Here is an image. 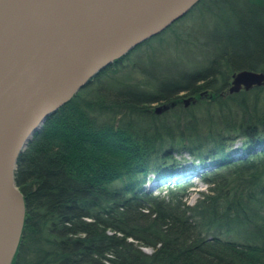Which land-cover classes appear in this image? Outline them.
I'll return each mask as SVG.
<instances>
[{"label":"trees","instance_id":"trees-1","mask_svg":"<svg viewBox=\"0 0 264 264\" xmlns=\"http://www.w3.org/2000/svg\"><path fill=\"white\" fill-rule=\"evenodd\" d=\"M243 71L264 73V0H200L98 74L19 156L12 264H264V86L230 94Z\"/></svg>","mask_w":264,"mask_h":264},{"label":"water","instance_id":"water-1","mask_svg":"<svg viewBox=\"0 0 264 264\" xmlns=\"http://www.w3.org/2000/svg\"><path fill=\"white\" fill-rule=\"evenodd\" d=\"M199 2L0 0V264H12L22 237L26 203L15 172L35 134L98 74ZM263 86L264 73L243 71L229 92Z\"/></svg>","mask_w":264,"mask_h":264},{"label":"rangeland","instance_id":"rangeland-1","mask_svg":"<svg viewBox=\"0 0 264 264\" xmlns=\"http://www.w3.org/2000/svg\"><path fill=\"white\" fill-rule=\"evenodd\" d=\"M144 49H146V48H144ZM158 51H159L158 54H160L162 52L161 49L157 48V50H156L155 53H157ZM170 51H171V49H168L167 53L170 52ZM172 53L173 52L171 51V53L169 55H172ZM158 54H156L154 56V58H158V56H157ZM160 106H162V104L161 105H155L153 108H157V107H160ZM230 141L232 142L234 148H240L241 145L243 144L242 143L243 141L236 139V137H235V139H231ZM184 158H185L184 159L185 162H191V161H193L192 160V157H190L187 154L184 155ZM176 160H177V162H179L180 160L182 161V158L178 156L176 158ZM187 164H189V163H187ZM184 165H186V164H184ZM198 173L196 172V173L188 176V178L190 179V181H192L194 183V185H193L194 187L191 188V189H189V191H188V202H189L190 205H195L197 203V201L201 197V193L202 192H208V186L205 184L203 178L201 177L202 176L201 171H200L199 174ZM174 182H176V181H174ZM152 186H153V184L150 183L148 187L151 188V189H153L154 187H152ZM157 191H159V189H154V192L157 193ZM167 191H168V189H166L163 192V194H166ZM145 251L147 253H152L151 249H146Z\"/></svg>","mask_w":264,"mask_h":264},{"label":"bare ground","instance_id":"bare-ground-1","mask_svg":"<svg viewBox=\"0 0 264 264\" xmlns=\"http://www.w3.org/2000/svg\"><path fill=\"white\" fill-rule=\"evenodd\" d=\"M193 173H196V172H193ZM197 173H198V172H197ZM199 173H200V172H199ZM199 173H198V174H199Z\"/></svg>","mask_w":264,"mask_h":264}]
</instances>
